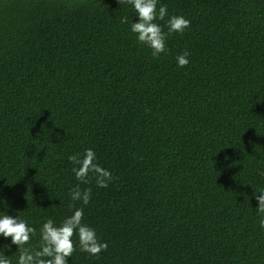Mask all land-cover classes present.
<instances>
[{
  "label": "trees",
  "instance_id": "16d2710c",
  "mask_svg": "<svg viewBox=\"0 0 264 264\" xmlns=\"http://www.w3.org/2000/svg\"><path fill=\"white\" fill-rule=\"evenodd\" d=\"M159 3L190 25L153 57L126 0H0V212L37 249L47 218L82 208L107 249L74 234L68 264H264V0ZM86 148L106 188L76 180L67 157Z\"/></svg>",
  "mask_w": 264,
  "mask_h": 264
},
{
  "label": "clouds",
  "instance_id": "9594fccd",
  "mask_svg": "<svg viewBox=\"0 0 264 264\" xmlns=\"http://www.w3.org/2000/svg\"><path fill=\"white\" fill-rule=\"evenodd\" d=\"M119 5L124 0H117ZM131 5L133 13L136 14L135 22L131 20L130 31L135 34L138 43L151 50L153 57L159 56L167 51L166 37L173 33H182L189 27L190 21L182 15H169L167 7L159 3V0H126ZM159 3V7H157ZM167 19L165 20V17ZM157 21H164L161 25ZM126 22V18L121 20ZM167 28V33L163 28ZM189 53L183 51L176 56L178 67H184L189 63ZM68 161L74 166L72 172L77 181L88 183L89 174L95 176L96 186L106 188L112 180V174L97 163V157L90 148L84 149L83 156L78 154L69 155ZM259 195H255L257 200L258 224L264 229V189H260ZM91 190L85 188L83 191L77 186L71 190L72 201H80L87 205L90 201ZM5 209L9 206L0 200ZM36 230L20 217L18 212L11 216L0 212V238L8 240L10 243L0 246V264H12L9 259L11 255H6V251H11L12 245L17 247L19 253L15 264H68V258L74 252L73 236L78 243L79 250L91 256H98L107 249V243L99 240L95 229L83 223V209L75 208L71 215L65 217L59 225L52 218H47L41 225L39 231V247L33 249L29 244L30 239L35 235Z\"/></svg>",
  "mask_w": 264,
  "mask_h": 264
}]
</instances>
